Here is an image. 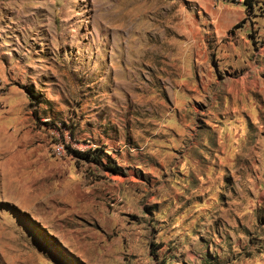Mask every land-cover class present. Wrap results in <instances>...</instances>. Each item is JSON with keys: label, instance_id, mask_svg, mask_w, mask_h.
Wrapping results in <instances>:
<instances>
[{"label": "rangeland", "instance_id": "374dc122", "mask_svg": "<svg viewBox=\"0 0 264 264\" xmlns=\"http://www.w3.org/2000/svg\"><path fill=\"white\" fill-rule=\"evenodd\" d=\"M209 1L0 0V264H264V0Z\"/></svg>", "mask_w": 264, "mask_h": 264}, {"label": "trees", "instance_id": "16d2710c", "mask_svg": "<svg viewBox=\"0 0 264 264\" xmlns=\"http://www.w3.org/2000/svg\"><path fill=\"white\" fill-rule=\"evenodd\" d=\"M244 5L248 8V9H251L253 7L252 5V0H246L244 2ZM73 153L79 157L80 159H88L89 157V154L87 153H79V152H75L73 151ZM95 162H98L99 163V160L95 159ZM107 169H109L110 171H112L113 173L116 172L115 168H112V167H107Z\"/></svg>", "mask_w": 264, "mask_h": 264}, {"label": "crops", "instance_id": "0c3cea01", "mask_svg": "<svg viewBox=\"0 0 264 264\" xmlns=\"http://www.w3.org/2000/svg\"><path fill=\"white\" fill-rule=\"evenodd\" d=\"M208 0H206V5L208 6V8H209V12H207L211 17H212V19L214 18L215 19V15H218V14H221V13H217V12H215L214 10H213V8L211 7V2L209 1V2H207ZM234 16V15H233ZM232 16V17H233ZM239 17H240V15H239ZM229 18H231L230 16H226L225 17V19L224 20H226V21H233V18H231V19H229ZM213 25H215V23H213Z\"/></svg>", "mask_w": 264, "mask_h": 264}, {"label": "built area", "instance_id": "2783aa9c", "mask_svg": "<svg viewBox=\"0 0 264 264\" xmlns=\"http://www.w3.org/2000/svg\"><path fill=\"white\" fill-rule=\"evenodd\" d=\"M214 4H235V5H242L246 0H212Z\"/></svg>", "mask_w": 264, "mask_h": 264}]
</instances>
